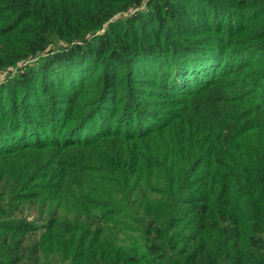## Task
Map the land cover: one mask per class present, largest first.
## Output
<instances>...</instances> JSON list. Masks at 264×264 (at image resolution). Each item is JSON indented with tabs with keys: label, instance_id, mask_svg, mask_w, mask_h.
I'll use <instances>...</instances> for the list:
<instances>
[{
	"label": "trees",
	"instance_id": "trees-1",
	"mask_svg": "<svg viewBox=\"0 0 264 264\" xmlns=\"http://www.w3.org/2000/svg\"><path fill=\"white\" fill-rule=\"evenodd\" d=\"M254 1L0 0V264H264Z\"/></svg>",
	"mask_w": 264,
	"mask_h": 264
},
{
	"label": "rangeland",
	"instance_id": "rangeland-1",
	"mask_svg": "<svg viewBox=\"0 0 264 264\" xmlns=\"http://www.w3.org/2000/svg\"><path fill=\"white\" fill-rule=\"evenodd\" d=\"M255 2H258V0L254 1V2H250L251 5H252V6H250L251 8L250 7H249V9L247 8L248 10L245 13H243V15L241 16V19L242 18L243 19L246 18V21H248L247 23H249L251 25V27L258 26V20H256V19H258V17H257L258 16V8L253 7V5H254ZM259 14H261L262 16H264V13H262L260 11H259ZM250 16H254V17L256 16L255 17L256 19L249 20L248 18ZM10 71H12V70H10ZM10 71H8V72H10ZM4 73H5V71H0V80L3 79ZM0 198H4V201H5V195H3V196L1 195ZM55 201L56 200H53V201H48L47 200L46 201L47 204H45V209H49V207L51 208L53 206L55 207V204H56ZM58 204H60V205H58ZM58 204H56V205H58V207L56 209V210H58L57 213H56V215L59 217L58 220H61V219L63 221L71 220L72 219V216H73V212L71 210V209H73V207H72L73 204L70 201H68V200H63V201L61 200L60 202H58ZM20 205H22L24 207V209H25L24 210V213L27 215V221H28L29 224H31V225H37V227L40 226L42 223L44 224L45 222L51 224V222H48L49 220H46V221H43V222L42 221H38V222L36 221L37 215L39 213L38 212L39 203H37L36 200H31V202H27V203H23V204L21 203ZM60 230H61V228L58 227L57 231H60ZM41 231H42V229L39 228V229H35L34 231L30 232L29 234L32 235V237H33L34 235L37 236V234L40 233ZM126 232H128L130 235L132 234L133 237H136V238L138 237L137 230H135L133 227H131V228L128 227V230H126ZM118 235H119L118 237H119V241H120V242H118V245H120L122 243H123V245H130L129 243H131V242H129L128 238H127L126 241L123 240L124 236L127 237V234H123L120 231L118 233ZM32 237H30V238H32ZM133 245L136 246L137 249L139 250V241L138 242L136 241ZM142 249H143V247H140V250H139L138 253H140L142 251Z\"/></svg>",
	"mask_w": 264,
	"mask_h": 264
}]
</instances>
